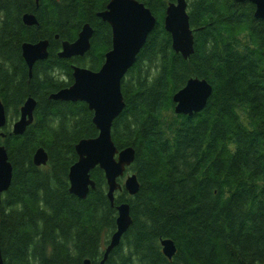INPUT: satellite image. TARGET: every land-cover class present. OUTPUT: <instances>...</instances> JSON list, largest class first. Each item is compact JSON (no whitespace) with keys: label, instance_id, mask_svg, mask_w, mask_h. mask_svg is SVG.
<instances>
[{"label":"trees","instance_id":"16d2710c","mask_svg":"<svg viewBox=\"0 0 264 264\" xmlns=\"http://www.w3.org/2000/svg\"><path fill=\"white\" fill-rule=\"evenodd\" d=\"M109 0H0V101L7 115L0 144L12 179L0 200L3 264H99L116 230L117 204L129 205L131 224L105 264H264V18L235 0H186L193 52L184 58L164 29L175 0H138L156 19L153 31L121 80L125 106L113 121L118 149L131 146L126 168L139 189H121L111 206L103 171L84 199L69 192L75 144L98 133L84 102L56 101L51 92L69 86L72 65L98 70L111 47V29L96 13ZM32 12L35 25L22 15ZM93 28L82 57L60 58L62 41ZM58 36L55 38V36ZM48 39V57L29 69L24 42ZM191 77L212 93L192 116L174 111L173 94ZM33 121L11 131L28 97ZM42 146L45 165L32 155ZM173 240L167 258L161 239Z\"/></svg>","mask_w":264,"mask_h":264},{"label":"water","instance_id":"95a60500","mask_svg":"<svg viewBox=\"0 0 264 264\" xmlns=\"http://www.w3.org/2000/svg\"><path fill=\"white\" fill-rule=\"evenodd\" d=\"M235 1L252 3L255 6L254 16L264 18V0ZM96 15L111 29V47L105 53L103 63L98 70L72 65V83L51 92L48 98L56 101L84 102L92 111V123L98 133L95 137L81 138L74 146L77 159L68 170L69 192L84 199L89 191L95 188V181L90 172L99 167L106 180L107 197L113 206L115 192L121 189L117 180L119 177H124L123 187L130 195H134L139 189L136 175H125L126 168L134 161V149L131 146L118 149L111 137V127L125 106L121 80L136 61L148 35L155 27L156 19L138 0H109L105 8ZM22 21L28 26L37 24L36 16L32 12L24 13ZM164 29L170 34L172 49L187 58L193 52L194 41L186 0H175L167 5ZM92 34L91 25L84 23L75 40L62 41L58 56L66 59L84 56L90 48ZM57 37L56 35L55 38ZM48 47V39L22 43L21 55L29 69V75L35 62L48 57ZM211 93L212 86L205 79L189 78L172 96L175 113L192 116L205 107ZM35 107L36 100L31 96L26 98L19 109V117L12 123L13 134L21 135L25 131L33 121ZM6 122V110L0 101V129ZM3 135L4 133L0 132V136ZM32 161L36 166L47 163L48 154L42 146L35 149ZM11 179L12 165L8 160L6 148L0 144V200L1 194L10 186ZM115 208L116 230L110 236L99 264H105L109 253L120 243L122 235L131 224L128 203L117 204ZM160 244L163 254L172 258L176 252L173 240L164 238ZM0 264H3L1 251ZM85 264H89L88 259Z\"/></svg>","mask_w":264,"mask_h":264}]
</instances>
